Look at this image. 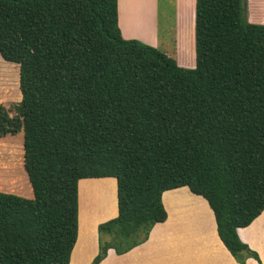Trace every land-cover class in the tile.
Returning <instances> with one entry per match:
<instances>
[{"label": "trees", "instance_id": "1", "mask_svg": "<svg viewBox=\"0 0 264 264\" xmlns=\"http://www.w3.org/2000/svg\"><path fill=\"white\" fill-rule=\"evenodd\" d=\"M246 1L196 0L185 68L123 36L118 0H0V53L22 94L13 118L0 104V138H21L33 190H0V264H69L79 181L104 177L119 214L99 224L92 264L145 242L168 218L164 192L183 186L238 262L261 263L238 233L264 211V25Z\"/></svg>", "mask_w": 264, "mask_h": 264}, {"label": "crops", "instance_id": "2", "mask_svg": "<svg viewBox=\"0 0 264 264\" xmlns=\"http://www.w3.org/2000/svg\"><path fill=\"white\" fill-rule=\"evenodd\" d=\"M170 4L173 12L170 25H173L174 36L168 41L161 31V0H118L119 27L126 39H137L162 51L163 41H166L169 46H166L165 53L174 57L180 66L195 68L196 0H170ZM246 7L248 21L264 25V0H247ZM173 48L175 54L170 52ZM82 182L90 191H96V185L102 186L101 190L113 202L115 213L96 220L83 232L79 219L78 239L69 264H92L99 252V224L119 214L115 177L81 179L79 207ZM163 202L168 218L152 228L145 242L124 254H117L111 248L100 264H241L220 238L215 214L203 196L183 186L165 191ZM263 224L264 211L249 226L238 229L240 238L261 257V263L248 258L246 264H264Z\"/></svg>", "mask_w": 264, "mask_h": 264}, {"label": "rangeland", "instance_id": "3", "mask_svg": "<svg viewBox=\"0 0 264 264\" xmlns=\"http://www.w3.org/2000/svg\"><path fill=\"white\" fill-rule=\"evenodd\" d=\"M244 6L246 7L245 2ZM172 18L173 12L170 0H161V31L163 30V33L166 34L167 37L165 39H167V41L174 36L172 32L173 25H170ZM166 46L168 47L169 43L163 41L161 48L164 51L166 50ZM170 52L175 54V49L173 48ZM19 76V64L6 60L0 53V104L5 107V110L12 118L14 115H18L19 111L15 106L16 103L22 100ZM82 185L84 190L87 191V185H84L83 182ZM97 187L101 188L102 186L97 185ZM98 189L99 188H97V190ZM0 190L24 197H31L33 195V190L24 167V152L21 138L18 136L0 138ZM87 192H89V197L86 199L87 204L84 210L86 216V222H84L86 227L84 230L90 227L96 220L112 216L115 213L113 202L106 195L105 191H103L104 193L102 194L98 193L95 197L92 196L94 191ZM104 194L106 199L103 198L105 197ZM202 211L205 213L204 207ZM188 212L189 211L185 212V214ZM262 228L264 229V224Z\"/></svg>", "mask_w": 264, "mask_h": 264}, {"label": "bare ground", "instance_id": "4", "mask_svg": "<svg viewBox=\"0 0 264 264\" xmlns=\"http://www.w3.org/2000/svg\"><path fill=\"white\" fill-rule=\"evenodd\" d=\"M99 184V183H98ZM96 187V189L97 188H99L98 190H96V191H94V194H92V196L93 197H95L98 193H104L101 189H102V187L100 188V187H97V185L95 186ZM86 190L87 191H90L89 189H87L86 188ZM87 191H85L84 190V187H83V185L81 184V186H80V210H79V219H80V227H81V230H82V232L83 231H85L84 229H85V225H84V222H86V216H85V212H84V210H85V206H86V199H87V197H89L88 195H89V192H87ZM102 191V192H101ZM100 194V195H101ZM104 196H105V194H104ZM103 198H105L106 199V196L105 197H103ZM96 202V201H95ZM187 208V207H186ZM188 213H186L185 215H187ZM195 217V216H194Z\"/></svg>", "mask_w": 264, "mask_h": 264}]
</instances>
